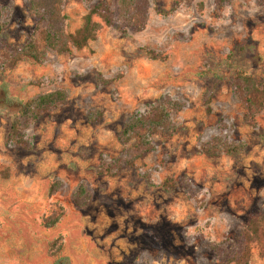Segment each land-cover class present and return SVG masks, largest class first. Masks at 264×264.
Masks as SVG:
<instances>
[{
    "label": "rangeland",
    "instance_id": "1",
    "mask_svg": "<svg viewBox=\"0 0 264 264\" xmlns=\"http://www.w3.org/2000/svg\"><path fill=\"white\" fill-rule=\"evenodd\" d=\"M28 1L0 0V264H236L211 247H230L248 215L264 212V108L248 124L232 86L237 69L264 80V5L147 0L140 31L119 17L81 50L44 47L40 62L15 61L11 48L36 38ZM99 1L115 7L63 0L64 31ZM59 89L62 105L36 120L20 112ZM165 99L182 104L175 133L151 137L143 166L99 175L135 153L119 140L123 125ZM81 186L91 200L77 207ZM249 264H264L256 249Z\"/></svg>",
    "mask_w": 264,
    "mask_h": 264
},
{
    "label": "trees",
    "instance_id": "2",
    "mask_svg": "<svg viewBox=\"0 0 264 264\" xmlns=\"http://www.w3.org/2000/svg\"><path fill=\"white\" fill-rule=\"evenodd\" d=\"M63 0H29L28 9L34 20L36 38L31 36L20 49L12 47L10 53L15 61L23 58L35 62L41 61V48L48 47L57 52H70L71 49L81 50L90 41L95 40L102 26H112L117 18L136 31L142 30L148 18L147 0H115L112 8L107 2L92 3L82 18L81 25L73 32L64 31L66 15L62 13ZM192 2L194 0H185ZM217 5H222L231 0H214ZM264 5V0H258ZM199 7L202 3H198ZM158 14L168 15L172 12L155 9ZM1 28V25H0ZM125 32L124 29L121 30ZM143 54L152 60H165L166 55L150 48H141ZM242 51V47H237ZM232 54L228 55L231 58ZM232 86L235 95L246 106L245 120L250 125H255V117L264 108V80L257 82L248 72L237 69L232 78ZM101 81L100 77L98 79ZM109 84L111 80H102ZM67 97L64 90H55L41 94L33 99H27L19 103L20 112L30 120H36L42 112L49 111L62 105ZM182 104L178 101L165 99L153 106L147 113L133 116L126 122L121 130L119 140L122 144H129L135 153L131 157L118 158L98 170L99 175L114 176L123 167L143 166V157L151 149V137L153 135L172 136L176 131V124L171 114L181 110ZM207 112L210 109L206 108ZM209 143L205 146L206 152L214 149ZM228 154H234L240 148L239 145L222 147ZM213 155V153H212ZM171 185H165L169 190ZM91 193L81 186L73 196V202L77 207L89 204ZM61 214L44 219L45 227L54 226ZM214 253L226 263L249 264L254 249L260 257L264 258V212L250 213L240 232L238 240L230 247L213 245Z\"/></svg>",
    "mask_w": 264,
    "mask_h": 264
}]
</instances>
